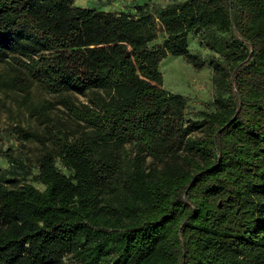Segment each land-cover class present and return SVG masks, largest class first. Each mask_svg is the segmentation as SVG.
Segmentation results:
<instances>
[{
	"label": "trees",
	"instance_id": "trees-1",
	"mask_svg": "<svg viewBox=\"0 0 264 264\" xmlns=\"http://www.w3.org/2000/svg\"><path fill=\"white\" fill-rule=\"evenodd\" d=\"M169 55L212 68L204 110ZM34 86L74 127L0 146V264H264V0H0V94Z\"/></svg>",
	"mask_w": 264,
	"mask_h": 264
},
{
	"label": "rangeland",
	"instance_id": "rangeland-1",
	"mask_svg": "<svg viewBox=\"0 0 264 264\" xmlns=\"http://www.w3.org/2000/svg\"><path fill=\"white\" fill-rule=\"evenodd\" d=\"M79 8L111 12L127 10L137 0H73ZM142 1V0H139ZM161 6L169 5L174 0H153ZM191 52L206 59L208 50L202 48L198 41L191 39ZM164 76V88L173 94H181L189 99L191 110H204L209 101L215 98L216 89L213 83L214 73L209 65L197 70L181 56L169 55L159 67ZM204 80V81H203ZM206 80V81H205ZM205 82V83H204ZM32 95L26 97L19 92H1L0 94V146L4 149L16 147L17 136L13 124L23 127L26 133H38L40 139L46 137L45 127L50 124L62 126L68 124L74 127L68 118L66 109L60 99L45 93L39 86H34ZM28 99V101L26 100ZM84 100V99H80ZM48 110L49 121H40L38 114L44 109ZM21 151L35 163L43 151V146L37 140L26 142ZM6 160L0 154V165L6 166Z\"/></svg>",
	"mask_w": 264,
	"mask_h": 264
},
{
	"label": "bare ground",
	"instance_id": "bare-ground-1",
	"mask_svg": "<svg viewBox=\"0 0 264 264\" xmlns=\"http://www.w3.org/2000/svg\"><path fill=\"white\" fill-rule=\"evenodd\" d=\"M204 81V80H203ZM206 81V80H205ZM205 83V82H204Z\"/></svg>",
	"mask_w": 264,
	"mask_h": 264
}]
</instances>
